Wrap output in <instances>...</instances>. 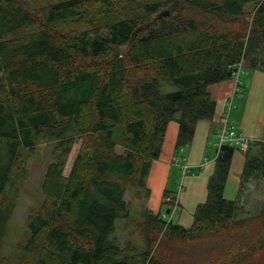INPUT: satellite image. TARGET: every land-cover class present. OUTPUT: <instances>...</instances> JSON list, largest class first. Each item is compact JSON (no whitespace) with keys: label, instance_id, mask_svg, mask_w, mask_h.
Returning a JSON list of instances; mask_svg holds the SVG:
<instances>
[{"label":"trees","instance_id":"obj_1","mask_svg":"<svg viewBox=\"0 0 264 264\" xmlns=\"http://www.w3.org/2000/svg\"><path fill=\"white\" fill-rule=\"evenodd\" d=\"M240 60L264 71V0H0V250L26 162L50 142L17 264H264V195L256 212L238 204L245 182L264 184V136L236 198L223 194L236 148L223 145L189 227L166 223L163 201L133 221L140 244L117 238L167 123L178 154Z\"/></svg>","mask_w":264,"mask_h":264},{"label":"crops","instance_id":"obj_2","mask_svg":"<svg viewBox=\"0 0 264 264\" xmlns=\"http://www.w3.org/2000/svg\"><path fill=\"white\" fill-rule=\"evenodd\" d=\"M251 77L254 84L263 85L264 71L253 69ZM232 87L233 80L231 78L209 86L210 94L216 102L215 113L210 119H202L197 122L190 143L178 154L175 151L178 123L175 119L167 123L159 156L151 162L146 177V187L149 193L145 199V206L153 213L162 211L164 191L175 190L180 174L179 165L186 164L192 172L186 173L182 178L183 190L179 194L180 207L176 218L177 223L181 226L189 227L191 225L196 206L206 198L207 183L213 172L216 157L215 133L220 125V119ZM242 91V98L245 97V99L241 106L238 105L229 111V119L237 130L257 143L264 134V110L259 114L252 111L256 104L253 103L250 96L245 95L246 91H249L246 89L245 81ZM244 163V153L240 150L236 152L235 149L224 187L225 198H236ZM262 199L263 197L256 206V211L260 208ZM238 204L243 205L244 202L239 198Z\"/></svg>","mask_w":264,"mask_h":264},{"label":"rangeland","instance_id":"obj_3","mask_svg":"<svg viewBox=\"0 0 264 264\" xmlns=\"http://www.w3.org/2000/svg\"><path fill=\"white\" fill-rule=\"evenodd\" d=\"M243 68H245L246 74H244L242 78L245 81L246 89H249V91H246L245 95L252 98L253 103L256 104L252 111L259 114L264 110V83L263 85L260 83L254 84L251 77L253 69L248 62L243 63ZM173 89H175L174 86H166L163 90L170 91ZM244 99L245 97L242 98V96L237 95L234 98V102L237 106H241ZM252 149L253 151L257 150V146H252ZM238 150L239 149H236V152H238ZM54 159L53 143L47 142L38 145L34 156L26 162L21 191L18 198L15 200L14 210L7 225L6 235L0 250V255L9 256V264H17L19 260L17 246L24 245L28 238V232L25 228V217L32 209L37 208L42 203L43 197L40 192V182L45 172L46 165ZM263 195L264 184L262 181L250 179L244 183V189L240 195V200L244 202L242 206L247 213L256 212V206H258ZM136 196V191L130 188L125 193L124 198L131 205L132 220L119 223L117 238L120 243L129 239L138 241L140 244L142 233L139 231V228L134 225L133 221L140 220V211L145 205L146 198L144 193H141L139 198ZM174 221L177 222L176 217Z\"/></svg>","mask_w":264,"mask_h":264},{"label":"built area","instance_id":"obj_4","mask_svg":"<svg viewBox=\"0 0 264 264\" xmlns=\"http://www.w3.org/2000/svg\"><path fill=\"white\" fill-rule=\"evenodd\" d=\"M243 63V60H240L236 64L232 65L230 78L233 80V87L229 97L226 100L225 108L220 119V125L215 133L216 142L214 143V146L216 149V156L223 145H231L245 153L254 143V140L246 136L243 132L237 130L232 124V121L229 119V111L237 106L234 102L235 96L243 95L242 89L244 87V79L242 76L246 74L245 68H243ZM258 142H260V140ZM179 167L180 175L177 180L175 190L170 191L163 198V201L167 205L168 211L163 212L161 216L166 223L174 220V218L177 216L180 207L179 194L183 190L182 178L186 173L192 172L186 164H180Z\"/></svg>","mask_w":264,"mask_h":264}]
</instances>
